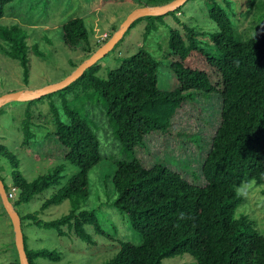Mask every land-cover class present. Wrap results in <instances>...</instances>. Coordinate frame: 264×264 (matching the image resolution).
<instances>
[{
  "label": "trees",
  "instance_id": "trees-1",
  "mask_svg": "<svg viewBox=\"0 0 264 264\" xmlns=\"http://www.w3.org/2000/svg\"><path fill=\"white\" fill-rule=\"evenodd\" d=\"M12 1L0 0V20L5 16V6ZM149 1L165 4L172 0H148L147 4L152 5ZM203 2L205 16L216 25L207 31L186 21L181 23L177 16L182 13L181 7L167 13L182 28L168 24L166 29V23L168 41L163 58L141 47L109 68L104 76L99 75L101 58L57 91L62 104H58L53 92L0 108L2 114L13 112L16 133L11 146L17 143L27 148L56 136L66 149L64 160L78 167L68 176L63 174L66 163L62 162L31 180L21 171V159L15 150L4 143L8 134L0 137V177L7 193L12 186L19 192L12 201L15 209L66 178L43 201L42 209L69 200L70 212L52 220L41 218L37 212L19 213L23 232L24 224L31 220L61 235L73 232L83 241H92V230L110 238L112 228H121L122 234L131 232L133 238L117 234V252L105 264H164L165 259L175 256L191 258L177 264H264V231L257 228V221L248 213L238 212L246 200L245 185L258 187L264 194V29L242 39L230 12L217 0ZM249 13L250 10L244 16L249 18ZM147 17L150 19L144 27L145 38L165 23L162 15ZM61 34L65 44L87 52L88 58L96 51L81 17L66 20ZM206 36L213 49L204 47L202 38ZM28 37L20 24L0 23V38L6 43L0 51L19 60L23 67H28L30 50L38 46L30 45ZM74 85L91 99L101 101L96 115L99 121L94 122L89 112L72 109L69 100L63 98ZM195 95H216L220 104L219 125L208 143L200 172L190 171L195 176L189 180L182 170L193 169L169 153L145 165L136 155V147L143 145L149 135L166 133L177 110ZM13 103L18 106L9 108ZM41 103L49 104V119L46 114L42 116ZM36 118L42 120L37 122ZM101 119L107 127L104 134L100 132ZM104 136L112 137L124 155H109L107 171L99 183L105 201L85 209L91 194V170L108 157L101 145ZM6 162L12 168L10 186L2 175ZM200 176L203 184L197 182ZM0 205L8 216L1 197ZM103 209L110 212L112 219L101 221ZM24 240L30 264H36L41 256L56 261L63 257L54 249L30 248L25 232ZM15 253L12 260L1 264H20L17 247Z\"/></svg>",
  "mask_w": 264,
  "mask_h": 264
},
{
  "label": "rangeland",
  "instance_id": "rangeland-1",
  "mask_svg": "<svg viewBox=\"0 0 264 264\" xmlns=\"http://www.w3.org/2000/svg\"><path fill=\"white\" fill-rule=\"evenodd\" d=\"M157 2H160V0ZM202 2L203 0H188L181 6L182 13H178L177 16H179L181 23L186 21L189 24L198 25L203 30L210 31L216 24L205 16L206 8L203 7L204 2ZM147 3L148 0H14L10 2L5 6V16L0 20V23L2 25L20 24L28 32V43L30 45L37 44L38 46L29 52L28 67H23L19 60L0 51V95L22 89H38L59 82L70 75L88 58L87 52L72 49L63 41L62 25L69 18H83L90 31L91 42L97 50L112 37L130 12L140 6L151 5ZM149 3L157 5L151 1ZM217 3L231 13L235 31H239L240 34L238 36L236 33L238 37L246 39L264 29V0H217ZM248 10H250L249 18H246L244 13ZM162 16L165 17V23H160L159 27L146 38L144 27L150 18L145 16L136 20L124 38L101 59L102 68L99 75H106L109 68L119 65L123 58L137 52L141 47L152 52L157 58H163L168 41V38L165 37L166 29L169 27L168 24L179 28H182V24L177 23L171 14ZM104 34H108V37L101 41V36ZM205 38L208 39L209 37L202 38L205 41L204 47L213 49L212 42H207L208 40ZM5 45L6 43L0 38V47ZM74 63L78 66L75 67ZM26 74H28V78H26ZM170 80H172V77L168 79V81ZM54 93L53 97L58 99V104H62L61 95L57 94V91ZM75 96L77 97L75 98ZM64 97L69 100V106L72 109L77 108L83 114L89 112L94 122L99 121L96 115L100 112L101 101L97 97L91 99L76 85ZM14 103L8 107L18 106ZM219 107L220 104L216 95H195L193 99L185 101L177 110L172 119V127L166 133L157 132L147 136L144 144L136 147V155L148 166L169 153L171 157L179 159L180 164H188L189 168L193 169H189V171L182 170L189 180H193L196 171L200 172L202 160L209 149L208 143H210L219 125ZM42 109L43 115L40 112L41 115L46 114L49 119V104H42ZM38 110L36 115L39 112ZM12 113L11 110H8L6 114L0 112V137L8 134L4 140V143L8 146H11L15 141L16 133V124L12 122ZM41 120L36 118L37 122ZM50 125L52 126V124ZM99 125L100 132L104 134L107 127L102 119ZM43 136L41 135V139ZM53 137L55 139L48 137L42 141H36L27 148H22L17 143L15 146H11L21 159V171L29 179L36 178L39 174L62 162L66 163L63 174L69 176L78 171L76 165L64 160L63 156L66 149L56 139V136ZM21 138L22 135L19 136V139ZM101 145L108 157L104 158L99 165L91 170V194L85 202V209L96 208L101 202L105 201L99 183L107 171L105 165H108L109 155L118 158L124 155L121 147L115 146L116 143L113 142L112 137L106 138L104 136L101 139ZM5 167L6 170L2 175L7 186H10L13 183L11 178L12 168L8 166L7 162ZM180 168L187 169L182 165ZM190 171L195 173L191 175ZM202 179L201 176L198 177L197 182L203 184ZM65 181L66 178L61 179L57 185L36 194L30 202L18 204L16 210L21 215L37 212L45 220L59 218L69 213L71 210L69 200L42 209L43 201ZM244 192L246 200L238 208V212L248 213L257 221V228L263 232L264 194L259 191L258 187L253 188L249 184L245 185ZM18 196L19 192L16 191V197L12 201H15ZM103 211L101 212V221L106 222L108 217L112 219L108 210L103 209ZM8 216L4 214L0 205V264L9 262L16 254L14 228ZM113 221L119 223V225L122 224L119 219H113ZM117 223L116 225H118ZM24 232L30 248L54 249L63 255L62 259L57 261L43 256L38 257L36 264H105L117 252L116 247L119 245L116 239L118 235L121 236L122 234L119 227L117 231L112 228L111 233H114L112 238L92 230V241H83L73 232L61 235L52 227L35 225L33 220L27 221L26 225L24 224ZM122 235L133 238L131 232ZM185 257L168 258L165 259L164 264H177L179 260L183 262L185 259H191Z\"/></svg>",
  "mask_w": 264,
  "mask_h": 264
},
{
  "label": "water",
  "instance_id": "water-1",
  "mask_svg": "<svg viewBox=\"0 0 264 264\" xmlns=\"http://www.w3.org/2000/svg\"><path fill=\"white\" fill-rule=\"evenodd\" d=\"M188 0H172L165 4L144 5L134 9L129 13L128 17L120 25L118 30L112 37L98 48L89 58L84 60L70 75L59 82L49 84L38 89H22L14 92H8L0 95V108L12 101H29L40 98L44 95L53 93L67 87L69 84L78 79L84 71L103 58L109 53L116 44L121 41L131 25L141 17L145 16H160L174 11L185 4ZM0 197L3 206L9 215L15 233V242L19 254L20 264H30L29 258L25 249L24 232L19 212L15 209L13 202L9 199L5 184L0 177Z\"/></svg>",
  "mask_w": 264,
  "mask_h": 264
},
{
  "label": "built area",
  "instance_id": "built-area-1",
  "mask_svg": "<svg viewBox=\"0 0 264 264\" xmlns=\"http://www.w3.org/2000/svg\"><path fill=\"white\" fill-rule=\"evenodd\" d=\"M106 37H108V34L102 35L100 40L104 41L106 39ZM16 191H17V188L12 186L10 191L8 192V197H9L10 200L15 199Z\"/></svg>",
  "mask_w": 264,
  "mask_h": 264
},
{
  "label": "clouds",
  "instance_id": "clouds-1",
  "mask_svg": "<svg viewBox=\"0 0 264 264\" xmlns=\"http://www.w3.org/2000/svg\"><path fill=\"white\" fill-rule=\"evenodd\" d=\"M8 194V193H7ZM12 201V200H11Z\"/></svg>",
  "mask_w": 264,
  "mask_h": 264
}]
</instances>
